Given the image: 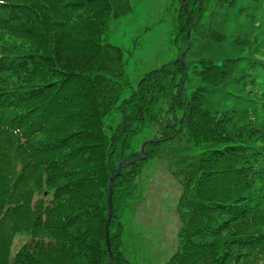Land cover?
Listing matches in <instances>:
<instances>
[{
    "label": "trees",
    "instance_id": "1",
    "mask_svg": "<svg viewBox=\"0 0 264 264\" xmlns=\"http://www.w3.org/2000/svg\"><path fill=\"white\" fill-rule=\"evenodd\" d=\"M173 3L178 57L121 100L131 0H0V264H133L150 165L182 189L166 264H264V0Z\"/></svg>",
    "mask_w": 264,
    "mask_h": 264
},
{
    "label": "rangeland",
    "instance_id": "2",
    "mask_svg": "<svg viewBox=\"0 0 264 264\" xmlns=\"http://www.w3.org/2000/svg\"><path fill=\"white\" fill-rule=\"evenodd\" d=\"M131 6L130 14L111 22L106 38L107 43L131 53L126 69L131 86L125 88L121 100L131 94L144 75L178 56L173 0H131ZM119 123L117 117L111 125L117 127ZM141 139L135 141L137 147ZM143 183L146 199L125 220L127 256L133 264H166L178 249L181 223L176 207L182 189L159 165L146 167ZM24 241L25 237H17L15 250Z\"/></svg>",
    "mask_w": 264,
    "mask_h": 264
},
{
    "label": "water",
    "instance_id": "3",
    "mask_svg": "<svg viewBox=\"0 0 264 264\" xmlns=\"http://www.w3.org/2000/svg\"><path fill=\"white\" fill-rule=\"evenodd\" d=\"M183 57H184V56H183ZM113 182H114V178H112V180H111V183H110L111 186L113 185ZM112 208H113V204H112L111 190H110V195H109V214H110V217H109V220H108V222H107V224H106L108 246H109L108 228H109L110 221H111ZM109 247H110V246H109Z\"/></svg>",
    "mask_w": 264,
    "mask_h": 264
}]
</instances>
